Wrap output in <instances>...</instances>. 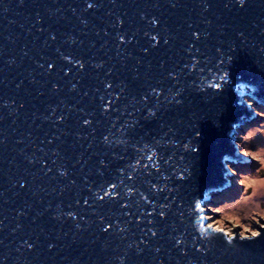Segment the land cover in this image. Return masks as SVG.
<instances>
[{
    "label": "water",
    "instance_id": "water-1",
    "mask_svg": "<svg viewBox=\"0 0 264 264\" xmlns=\"http://www.w3.org/2000/svg\"><path fill=\"white\" fill-rule=\"evenodd\" d=\"M89 2L0 0V264H264L204 210L264 105V0Z\"/></svg>",
    "mask_w": 264,
    "mask_h": 264
},
{
    "label": "rangeland",
    "instance_id": "rangeland-1",
    "mask_svg": "<svg viewBox=\"0 0 264 264\" xmlns=\"http://www.w3.org/2000/svg\"><path fill=\"white\" fill-rule=\"evenodd\" d=\"M255 110L237 131L243 159L228 165V187L204 206L208 226L242 237L252 236L264 225V105ZM222 196V197H221Z\"/></svg>",
    "mask_w": 264,
    "mask_h": 264
},
{
    "label": "snow or ice",
    "instance_id": "snow-or-ice-1",
    "mask_svg": "<svg viewBox=\"0 0 264 264\" xmlns=\"http://www.w3.org/2000/svg\"><path fill=\"white\" fill-rule=\"evenodd\" d=\"M236 2H237L241 7H243V6H245L246 0H236ZM95 7H96V4H95V3L89 2V0H86V8H87V9H92V8H95ZM151 23H152V24H156L157 21H156L155 19H153V20L151 21ZM52 38L55 39V37H52ZM197 38H198V35H197ZM152 39H153V40H156L157 37H156V36H153ZM121 40L123 41V37H121ZM65 59H68V58L65 57ZM70 62H71V61H70ZM77 63H80V66L83 67V64H82L81 62L77 61ZM97 67H99V65H97ZM106 86L109 87V88L111 87L110 84H108V85H106ZM152 91H153V93H155V94L158 95V93H156V89H153ZM105 110H107V109H105ZM155 115H156L155 112H151V111L149 112V116L154 117ZM90 123H91L90 120H85V121H84V124H90ZM105 141H108V137H105ZM150 159H151V158H150ZM60 174H61V175H65L66 173H64V172L62 171ZM129 178L131 179L132 177H129ZM117 187H118V185H117L116 183H111L110 186H109V189H105V188L101 187L100 190L97 191V192L95 193V196H96V198H97L98 200H101V201H102V200L105 199V197H108V196L110 195V192H111V191H114ZM100 191H102V192L104 193L103 196L100 195ZM129 194H131V190H129L128 193H126V195H129ZM141 196H142V199H144L145 201H148V200H149L148 197L143 196V194H141ZM86 202H87V201H86ZM122 206H123V207H128L127 204L122 205ZM197 206L199 207V205H197ZM159 214H160L161 217H164V216H165V213H164L163 211H161ZM67 215H68L69 217H73V216H74V213H72V212H68ZM149 215H152V213H149ZM148 222H149V223H152L151 220H149ZM108 227H111V225H109ZM261 227L264 228V225H261ZM107 230H108V228H105V229H104V231H107ZM121 231H123V229H121ZM150 231L152 232V236H156V235H157V232H156V231H152L151 229H150ZM217 231H220V230L218 229ZM260 236H261V233H259V232H252V237H260ZM243 238H244V239H247V237H243ZM181 243H183V241L177 239V244H181ZM228 243H229L230 245L233 243V237H232V236H229V237H228ZM28 247H31V245H29ZM130 247H131V246H130ZM137 250L139 251V246H137ZM198 251H201V250L198 249Z\"/></svg>",
    "mask_w": 264,
    "mask_h": 264
},
{
    "label": "trees",
    "instance_id": "trees-1",
    "mask_svg": "<svg viewBox=\"0 0 264 264\" xmlns=\"http://www.w3.org/2000/svg\"><path fill=\"white\" fill-rule=\"evenodd\" d=\"M222 195V194H221ZM218 196V195H217ZM222 197V196H221Z\"/></svg>",
    "mask_w": 264,
    "mask_h": 264
},
{
    "label": "bare ground",
    "instance_id": "bare-ground-1",
    "mask_svg": "<svg viewBox=\"0 0 264 264\" xmlns=\"http://www.w3.org/2000/svg\"><path fill=\"white\" fill-rule=\"evenodd\" d=\"M217 229V228H216Z\"/></svg>",
    "mask_w": 264,
    "mask_h": 264
}]
</instances>
